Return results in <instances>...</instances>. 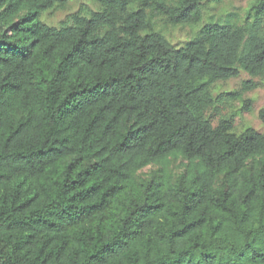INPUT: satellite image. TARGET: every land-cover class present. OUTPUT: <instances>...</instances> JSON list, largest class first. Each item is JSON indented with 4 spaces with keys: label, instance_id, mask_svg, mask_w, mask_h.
Returning a JSON list of instances; mask_svg holds the SVG:
<instances>
[{
    "label": "trees",
    "instance_id": "obj_1",
    "mask_svg": "<svg viewBox=\"0 0 264 264\" xmlns=\"http://www.w3.org/2000/svg\"><path fill=\"white\" fill-rule=\"evenodd\" d=\"M72 1L0 0V264H264V0Z\"/></svg>",
    "mask_w": 264,
    "mask_h": 264
},
{
    "label": "rangeland",
    "instance_id": "obj_2",
    "mask_svg": "<svg viewBox=\"0 0 264 264\" xmlns=\"http://www.w3.org/2000/svg\"><path fill=\"white\" fill-rule=\"evenodd\" d=\"M255 0H225L223 3L219 5H215L214 3H209L205 9V21L208 20L212 15L215 17L214 19L222 18L225 19L230 13H238L240 17L245 18V14L251 4L254 3ZM82 6L87 7L91 11H99L100 6L97 3H94L89 0H73L69 3V5L65 8H55L48 12H46L42 17L41 21L52 27H59L63 22L67 20V17L70 14L76 13L80 10ZM196 29L183 26L171 29L167 34L170 41L175 45H183L186 43L191 37L194 36ZM250 79V77L243 73L239 78L233 79L227 82H219L215 84L213 92L214 95L224 93V92H234L240 89L241 83L245 80ZM259 81V79H256ZM260 86L247 94H245V99H250L252 101L251 111L249 112H241V108L243 107L242 102H237L233 105L232 108H229L224 112V114H230L232 111H238L239 114L235 118V130L237 133L242 132L245 128H254L259 132L264 131V125L262 124L259 118V112L264 108V80L259 81ZM216 120V117L214 119ZM181 161L174 163L171 166L173 173L180 171L177 168V165ZM185 162V161H182ZM151 176V168H146L139 172L136 178L141 181L145 179H149Z\"/></svg>",
    "mask_w": 264,
    "mask_h": 264
}]
</instances>
